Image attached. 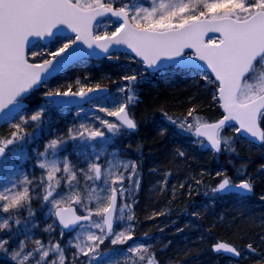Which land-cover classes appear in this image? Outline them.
Returning a JSON list of instances; mask_svg holds the SVG:
<instances>
[{"label":"snow or ice","instance_id":"1","mask_svg":"<svg viewBox=\"0 0 264 264\" xmlns=\"http://www.w3.org/2000/svg\"><path fill=\"white\" fill-rule=\"evenodd\" d=\"M120 49L128 63L121 65L120 82L112 81L119 95L98 96L108 90L100 83L91 84L87 75L48 87L50 79L87 58L119 60ZM149 72H159L165 79L180 73L199 76L210 86L211 99L222 110L218 120L206 121L197 105L180 117L160 109L172 126L196 137L194 143L203 147L206 141L215 152L222 145L234 151L229 142L235 137L264 145V0H0V127L10 128L7 136H0V167L8 163V153L26 158L24 145L35 138L28 127L42 131V117L53 107L75 103L80 116L84 103L105 101L97 108L104 116L73 124L37 151L39 176L21 174L0 185V214H6L0 222V264H120L121 257L130 264H160L151 244L135 242L137 164L120 160L118 153H108L106 148L116 137L137 129L131 109ZM41 88L46 89L44 104L30 117L21 115ZM227 128L235 137L221 135ZM70 141L93 149L84 154L83 164L66 155L61 158ZM176 154L185 155L179 150ZM216 176L220 180L210 188L213 196L253 193L252 179L241 178L246 173H237L238 182L226 170ZM33 201L52 219L43 228L49 234L47 242L29 236L17 241L13 232L10 222L19 226L23 211L32 227H39ZM158 215L164 212H153L148 218ZM57 230L58 240L53 235ZM259 239L264 242V235ZM125 244L126 249L116 247ZM246 249L260 255L253 243ZM212 250L242 256L241 250L223 241ZM256 264H264V255Z\"/></svg>","mask_w":264,"mask_h":264},{"label":"trees","instance_id":"2","mask_svg":"<svg viewBox=\"0 0 264 264\" xmlns=\"http://www.w3.org/2000/svg\"><path fill=\"white\" fill-rule=\"evenodd\" d=\"M100 84L105 83L102 81ZM137 96L138 101L131 111L138 130L134 133L125 132L106 145L108 153L116 152L120 160L135 161L137 164L140 187L138 191L133 190V199L137 201L133 205L135 239L151 244V251L160 264H220V258L223 257L211 250L212 243L216 241H225L242 253L246 252L248 256L239 264H256L260 255H264V242L259 239L264 235V218H261V215L264 217V201L260 200L264 195V145L257 148L240 137H235L227 128L221 135L235 137L229 142L234 151L223 149L222 145V150L215 152L206 144L202 147L194 143L196 137L172 126L160 109L169 115L180 117L187 113L188 108L197 105L199 113L208 120L220 116L218 106L209 107L205 96L197 89H186L184 86L164 89L162 86L150 87L142 83L138 86ZM100 100L102 99L95 103ZM28 103L27 109L23 111L25 116H31L37 110L36 107L42 105L43 98L39 96ZM42 119L41 128H48L42 135L60 133L58 120L47 114ZM92 122L88 120V123ZM95 123L98 124L96 121ZM6 125L0 127V136L8 135L10 129L5 130ZM162 128L165 129L163 134ZM32 130L35 128L32 127ZM39 142L40 139H37L30 147L36 149L32 145H38ZM86 147L91 148L79 146L83 150ZM177 150L183 151L185 155H177ZM74 154L75 150L72 148L60 156L63 158L66 155L69 160L78 164L73 159ZM225 170L233 180H238V172L246 173L241 178L252 179L253 194L250 197L237 194L213 196L210 188L220 180L216 173ZM19 171L12 164L0 185L15 181L21 176ZM166 174H169L168 182L162 191ZM197 180L202 182L197 184ZM181 184L184 185L183 188L180 187ZM153 212H164V215L149 219ZM194 212L199 215L193 216ZM5 215L0 214V222ZM42 215L47 221L43 220ZM24 217L23 213L20 214L19 226L10 222L13 223L16 240L29 236L47 242L49 234L43 228L52 223V219L39 210L34 218L39 227L33 228L31 221H22ZM53 235L54 239H60L58 230ZM67 243L66 236L62 244ZM248 243H253L260 255L250 254L246 249ZM28 246H32L30 241ZM101 249L105 250V246L102 245Z\"/></svg>","mask_w":264,"mask_h":264},{"label":"rangeland","instance_id":"3","mask_svg":"<svg viewBox=\"0 0 264 264\" xmlns=\"http://www.w3.org/2000/svg\"><path fill=\"white\" fill-rule=\"evenodd\" d=\"M33 50L35 51H39L38 48H33ZM120 55V59L116 60H107V59H86V61H84L83 63H76L73 66H70L69 68H67L63 73L59 74L57 77L49 80L48 83V87L51 88H55L58 84H65L67 82H74L78 77H83L85 75H87L89 77V82L91 84H95V83H101L102 81L105 83L104 86H107L109 88H111L112 92H110V94L112 95H119L116 92L117 89V83H113L112 81H117L120 82V77L123 75V71L121 69V65L127 64L128 61L125 59L123 53H118ZM126 83V82H123ZM145 85H148L150 87H158V86H162V88L164 89H172L175 86H184L186 89L189 88H194L197 89L198 91H200L206 98V100L208 101V106L209 107H214L215 103L212 101L211 99V91L209 90L210 86H206L205 82L203 80L200 79L199 76L192 78L190 75L185 74V73H180L179 75H176L174 78H168L165 79L163 78L162 74L157 72V73H148L146 74L145 77V81L142 82ZM140 83V84H142ZM139 84V85H140ZM46 89L41 88L39 91L35 92L31 98V100H36L39 96H41L43 98L42 93L45 91ZM75 90V89H74ZM138 91V90H137ZM45 100L43 99V103L44 104ZM105 105V101L102 99L97 103H93V104H88V105H84L83 109L84 111L80 113V116H77L76 113L80 111V107L79 108H73V109H65V108H58L57 110H52L50 111V113H45L47 115H50L54 120H58L59 124H58V130L61 133V131L64 133L67 132V130L73 125H79L81 122H88V120L93 121V116L94 115H100V116H104V113H99L97 111V108L99 106H104ZM39 107V106H38ZM37 109V107H36ZM25 112H22L21 115H25ZM87 114V115H85ZM199 115L201 117H203L206 121H210L208 120L203 114L199 113ZM30 117V116H28ZM108 119L110 120H114V118L109 117ZM214 120V119H213ZM14 122H18L14 121ZM98 122V121H96ZM99 125V122L97 124V126ZM35 128V127H34ZM6 129H10L8 125H6ZM28 129H30L29 132L34 134V139L31 140L29 143H27L26 145H24V155L26 156L25 159H21L20 156H16L13 155L11 153L7 154V160L8 163L3 166L0 167V184L4 181L3 180V176L6 175V173H8L9 169L11 168V165L13 164L14 167L19 171L20 169V173L21 174H31L33 172H35V174L37 176L40 175V172L42 170H40L38 168V166H36V153L37 151L42 152L44 150V145L52 138H54L55 136V132H53V134L47 136L42 135L41 133H45V131H47L48 128H41L42 131L40 129H36L32 130V127H28ZM230 131H232L230 129ZM37 139H40V142L38 145H32V147L36 148V149H32L30 147V145L36 141ZM33 141V142H32ZM78 142H69L68 145H66V151H62V155H64L67 151H71L72 148L73 150H75V154L73 155V159L75 161L78 162V164H83L84 161V154L87 153H91L93 151L92 148H85L84 150L82 148H79V146H75ZM86 146V145H85ZM11 147V146H9ZM27 149V150H26ZM137 177L134 176L133 180H135ZM126 181V186L128 185V181ZM129 203H131V201L129 200ZM66 206V205H65ZM33 209L36 210V212H38L39 210L42 211V213H44L46 211V209H41L40 208V204L38 201H33L32 204ZM24 214L25 217L22 221H30L29 217H28V213L26 211L21 212L20 214ZM20 214L18 215V218H20ZM42 218L44 221L46 220V217H44L42 215ZM136 243H142L140 241H137L135 239ZM133 243L132 241H129L128 244ZM128 244L125 245H118L116 246L119 249H126L128 247ZM106 245H108V242L106 243ZM109 247H111V245H108ZM104 250V249H103ZM102 250V251H103ZM248 256V254L242 253L243 258H246ZM242 258V259H243ZM229 261V263L231 264H237L238 261H234L233 259H229L227 258ZM120 264H130V262L127 260L126 257H121L120 259Z\"/></svg>","mask_w":264,"mask_h":264},{"label":"bare ground","instance_id":"4","mask_svg":"<svg viewBox=\"0 0 264 264\" xmlns=\"http://www.w3.org/2000/svg\"><path fill=\"white\" fill-rule=\"evenodd\" d=\"M216 105V104H215ZM216 106H218V105H216ZM219 108V107H218ZM219 111H220V108H219ZM221 112V111H220ZM221 116V115H220ZM220 116L218 117V118H220ZM229 130L231 129V128H228ZM138 130V127H137V129L136 130H134V131H130V132H127V133H134V132H136ZM242 140H244L245 142H247V143H250V144H252L253 146H255V147H257V148H259V147H261L262 145H260V144H256V143H253V142H248V140L245 138V137H240ZM263 180H264V178H262ZM220 196H223V194L221 195V194H219ZM244 213H247L246 211L244 212ZM177 218V217H176ZM261 218H264L263 217V215H261ZM220 257H223V258H220V264H231V263H229V261H227L228 259L227 258H229V259H232V258H230V257H227V256H224V255H219ZM243 257H240V258H238V259H233L234 261H238L237 262V264H239V262H241V260H244L245 258H243Z\"/></svg>","mask_w":264,"mask_h":264},{"label":"water","instance_id":"5","mask_svg":"<svg viewBox=\"0 0 264 264\" xmlns=\"http://www.w3.org/2000/svg\"><path fill=\"white\" fill-rule=\"evenodd\" d=\"M211 35V34H210ZM119 52H123V49H120L119 50ZM91 58V57H90ZM96 59H100V58H96ZM102 87H105L108 91H109V88L108 87H106V86H102ZM108 93V92H107ZM107 93H98L97 95L98 96H103V95H106ZM44 99H46L45 97H44ZM85 104V103H84ZM28 105V104H27ZM75 106H79L78 104H75V103H67V104H63V105H61V106H58V107H68V108H70V107H75ZM220 111H221V113H222V110L220 109ZM220 118H221V116H220ZM220 118H218V119H220ZM115 119V118H114ZM217 119V120H218ZM211 122H213V121H211ZM200 139H204L203 137H201ZM253 143H255V142H253ZM256 144H258V143H256ZM252 194V193H251ZM251 194H247V195H251ZM222 195V194H221ZM223 195H225V194H223ZM246 196V195H245ZM218 242V241H217ZM217 242H214L212 245H211V250H212V246L215 244V243H217ZM223 242H225V241H223ZM227 243V242H226ZM230 244V243H229ZM232 245V244H231ZM213 251V250H212ZM214 252V251H213ZM214 253H216V252H214ZM217 254H222V255H224V256H227V257H230V258H232V259H238V258H235V257H232L230 254H227V253H223V252H221V253H217Z\"/></svg>","mask_w":264,"mask_h":264}]
</instances>
